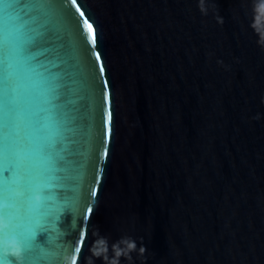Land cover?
I'll return each instance as SVG.
<instances>
[{
	"label": "water",
	"instance_id": "1",
	"mask_svg": "<svg viewBox=\"0 0 264 264\" xmlns=\"http://www.w3.org/2000/svg\"><path fill=\"white\" fill-rule=\"evenodd\" d=\"M77 3L98 26L93 54L107 69L109 157L27 264H72L82 235L77 264H264V0ZM81 79L70 98L92 115ZM76 147L64 153L68 177Z\"/></svg>",
	"mask_w": 264,
	"mask_h": 264
},
{
	"label": "snow or ice",
	"instance_id": "2",
	"mask_svg": "<svg viewBox=\"0 0 264 264\" xmlns=\"http://www.w3.org/2000/svg\"><path fill=\"white\" fill-rule=\"evenodd\" d=\"M97 27L77 0H0V264H27L37 236L50 234L47 225L87 200L85 174L104 171L113 114L107 69L101 52L93 54ZM46 53H54V59L40 60ZM49 65L63 69L53 73ZM77 77L91 103L101 89L96 108L102 131H94L91 103L89 115L70 98L75 90L69 81ZM70 145L77 146L72 154L82 157L73 177L63 175ZM69 179L73 183H66ZM79 219L87 229V217ZM78 227L74 221L72 228ZM79 244L72 264H77L83 235ZM15 245L23 255L13 251Z\"/></svg>",
	"mask_w": 264,
	"mask_h": 264
}]
</instances>
